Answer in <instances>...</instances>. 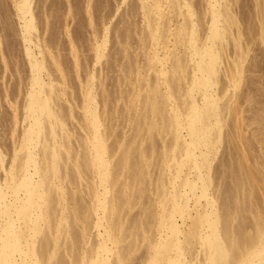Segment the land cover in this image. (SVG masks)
<instances>
[{"label": "bare ground", "instance_id": "bare-ground-1", "mask_svg": "<svg viewBox=\"0 0 264 264\" xmlns=\"http://www.w3.org/2000/svg\"><path fill=\"white\" fill-rule=\"evenodd\" d=\"M220 1L206 0L209 18L200 38L188 2L178 3L182 17L165 36L164 23L159 20L161 2L142 0L150 42L145 65L154 69L156 76L155 80L143 77L145 94L138 100L142 108L132 118L138 130H145L150 144L142 146L143 136L134 148L126 139L113 144L114 148L109 146L106 138L111 115L99 113L89 82L81 104L85 135L78 138L80 148L71 146L63 109L49 103L54 86L43 78L44 48L35 39L37 35L33 37L36 25L30 0L16 1L29 63V88L22 105L26 123L0 181V264H131L128 256L137 247V234L134 243L124 245L129 230L124 223L128 210L141 202L147 191L155 197V210L151 212L148 206L146 210L152 219H128L129 225L140 227L146 245L141 264H185L187 256L195 254L196 264H264V200L255 193L257 180L264 181L263 156L242 140L245 149L238 151L232 146L236 154L230 149L232 161L228 162L232 165L222 160L217 173L219 164L212 166L224 140V126L231 124L234 131L239 126L232 106L220 103L215 91L220 87L222 44L229 33L234 34L232 25H237L228 6ZM235 35L232 40L239 48ZM94 51L99 59L102 43L96 44ZM232 70L236 77L232 76L229 84L236 87L242 73L239 54ZM256 120L264 122V117L257 114ZM154 137L161 140L158 147L153 144ZM152 162L157 168L155 180L150 182ZM224 177L228 178L225 183ZM82 184L87 199L80 195ZM73 185L75 191H71ZM260 190L264 196V186ZM91 227L97 229L96 240H88L92 243L86 248L78 247L89 239ZM148 232L153 236L145 234ZM194 249H198L195 254ZM64 255L70 258L67 262Z\"/></svg>", "mask_w": 264, "mask_h": 264}, {"label": "rangeland", "instance_id": "rangeland-1", "mask_svg": "<svg viewBox=\"0 0 264 264\" xmlns=\"http://www.w3.org/2000/svg\"><path fill=\"white\" fill-rule=\"evenodd\" d=\"M16 1L0 0V155L4 156L3 158L5 159L1 156L0 162L5 164H0V181L4 177V168H7L11 163V157L20 140L19 134L22 133V127L26 123V121L23 122L22 105L26 101L25 95L29 88V85H27L29 63H27L28 59L24 53V43L20 36V23L15 7ZM159 1L162 4L160 8L162 17L159 20L164 23L163 31L174 30L182 17L177 11V5L179 2H188L194 11L200 38L204 36L203 33L205 34L207 28L206 20L209 18L206 12V0ZM220 2L228 6L237 25H232L231 33L234 34L229 33L227 37L229 39L222 44V61L218 65L221 70L218 69L220 71L218 73L220 87L217 86L218 88L215 91L219 94L220 103L226 104L227 102V104L232 106L234 115L237 117L236 125L238 126L239 124V126L238 128L236 127L238 132L233 130L231 124L224 126V140L220 144L219 153L216 154L217 156L212 161L213 168L218 164L220 166L215 168V172L216 169L219 171L221 163L225 162L227 165L230 162L228 160H231V156L229 157L228 155H231V148L236 154L232 146L235 149L238 147V151L240 147L243 148L245 146V143L242 144L243 141H249L252 151L254 150L257 155L259 154L263 156L262 159L264 158V122L256 120L257 114H261L264 117V0H221ZM30 5L36 25V29L33 30V37L37 35L35 39L40 40L44 48L43 61L46 65V70L43 73V78L54 86V90L50 92L49 103L53 107L57 105L56 107L59 110L63 109L61 113L66 118V129H68L72 139L70 142L72 143L71 146L80 148L77 145L79 142L78 138L85 135L82 128L84 122L82 121L83 116H81V104H83V90L87 82L91 86L93 85L92 92L95 96L93 103L97 104L99 113L102 117H106L107 114L111 115L110 117L108 116V119L110 118L108 126H110L107 128L109 133L106 138L109 146L114 148L116 144L118 145L119 140L123 139L121 141L124 142L126 139L125 141L127 142L128 140L129 146L134 148L140 143L139 141L143 136L145 141L143 140L142 146H148L150 143H148L149 141L146 138L145 130L143 128L138 130L137 124L132 119L142 108L139 105L142 102H138V100H141L145 94L143 77L146 76L150 80H155L156 76L154 69H148L145 65L147 61L145 53L146 49L148 50L150 47V42L143 17L142 0H30ZM165 32L163 33L167 36L168 32L166 34ZM232 35L238 38L239 48L236 47L235 42L232 40ZM168 38V45L171 46V41H168L172 40L170 39L171 36L168 35ZM98 43H102V55L99 59L97 57L96 60L94 48ZM161 52L162 50L159 51V53ZM238 54L242 58V73L241 77L239 76L240 79L238 78V84L233 87L229 83L232 76H235L234 70H232L233 61L235 58L237 59ZM55 62L58 64L59 70L56 69ZM139 66L141 67L139 68ZM137 67L141 69L138 72ZM141 71L142 74H140ZM49 84L46 86H49ZM225 88L226 90H224ZM160 89L164 90V85H161ZM196 97L198 98L197 95ZM228 123L231 122L228 121ZM236 135L237 137L239 136L237 139L241 140L238 141L235 138ZM226 137L227 140H225ZM228 138L230 141L234 138L235 142L232 140L231 145L230 141L228 143ZM155 139H157L156 142ZM153 141V144L156 143V145L154 144L155 146L157 144L160 145L161 140L159 137H154ZM243 149L241 150L242 152L247 150ZM117 154L115 153L112 156L114 161L117 158ZM230 163L229 165H232V162ZM156 168L155 162H152L149 166L150 179L148 181L153 182L155 180ZM224 178H226L224 180L225 183L228 178ZM81 183H85V181ZM83 185H80L82 193L80 195L86 198L88 197L85 194L86 190L82 192L84 188L86 189V187H82ZM263 186L264 181L257 180L255 193L258 194L260 199L264 200V196L260 194V189ZM72 187L73 190L71 189V191H75L76 186L73 185ZM147 192L143 193L140 198L141 202H139L141 204L138 202L128 210L127 217L142 216L144 218L143 221L152 219L150 212L148 214L146 210L148 207L149 210L153 208L155 197L151 191ZM209 193V195H212V190ZM80 203L84 204L82 201ZM154 210L152 209L151 212ZM129 218L124 223V227L127 230L129 226V230H126L127 233H125L127 236L124 245L134 243L133 235L137 234L138 241L135 240V246L137 247L129 254L128 260L132 261L131 264H141L142 257L145 256L146 245L142 241L143 237H140V235L142 236L140 227L129 225L131 223L129 222L130 220L128 221ZM153 229L149 231L153 232ZM89 230L88 235L92 237L88 236L87 242L83 243V245L79 244L78 247L85 245L83 248H86L96 240L94 238L97 236V229L91 227ZM151 233L150 235L153 236ZM153 233L155 234V232ZM145 234L149 235V232ZM90 239L93 241L89 242L88 240ZM78 250H82V248H78ZM197 250L194 249L193 253H197ZM195 255H192L194 258L192 260L194 262L196 259V264L198 259ZM64 256V261L66 260L67 262L70 258L67 255ZM112 257L114 256L110 255L111 259ZM191 257L187 256L185 264H192V260L190 261Z\"/></svg>", "mask_w": 264, "mask_h": 264}]
</instances>
